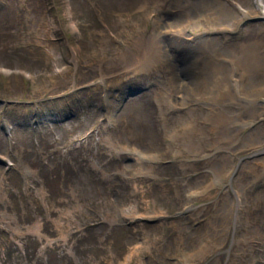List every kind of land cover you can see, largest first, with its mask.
Wrapping results in <instances>:
<instances>
[{"label":"rangeland","instance_id":"obj_1","mask_svg":"<svg viewBox=\"0 0 264 264\" xmlns=\"http://www.w3.org/2000/svg\"><path fill=\"white\" fill-rule=\"evenodd\" d=\"M173 2L0 0V65L9 72L0 71V99L43 100L34 132L31 118L20 119L21 107L7 109L20 159L0 156V264H264V96L252 105L239 102L243 89L234 92L229 82L231 60L252 80L251 89L264 81V18L257 17L264 1L233 0L254 15L225 33L190 31L196 45L184 30L172 34L177 44L158 37L160 17L176 29L196 21L175 19L174 9L215 21L206 27L237 13L223 0ZM214 5L229 15L218 16ZM168 43L166 58L161 47ZM212 62L228 77L216 91L213 81L205 84L213 79ZM164 77L162 86L154 84ZM149 81L153 86L143 90ZM170 83L186 92L200 85L220 106L221 119L207 125L205 101L189 98L194 108L164 117L165 102L156 101ZM67 90L75 94L73 115L64 107ZM58 93L59 105L45 98ZM60 110L64 121L54 123ZM195 118L206 125L167 136ZM219 124L227 125V142L215 133ZM88 131L87 145L73 142ZM4 139L0 124L5 154ZM119 139L139 154L117 155L112 142ZM160 211L168 217H157Z\"/></svg>","mask_w":264,"mask_h":264},{"label":"bare ground","instance_id":"obj_2","mask_svg":"<svg viewBox=\"0 0 264 264\" xmlns=\"http://www.w3.org/2000/svg\"><path fill=\"white\" fill-rule=\"evenodd\" d=\"M214 12L218 15V16H223V15H225V16H228L229 15V13H228V11H229V8H227L226 6H224L223 8L222 7H220V6H218V5H214ZM228 10H227V9ZM230 12V11H229ZM188 18V17H187ZM187 18H182L183 20H187V21H191V19H187ZM212 22H215L213 19H211V20H209V21H207L206 23L208 24V23H212ZM190 23L191 22H188V26L190 25ZM212 25H214V24H212ZM185 27L184 26H177V28L175 29V31H176V33H177V35H181L179 32L180 31H183V29H184ZM163 39V38H162ZM176 37L174 36V35H172L171 36V38H170V40L172 41V42H174V44H177L176 43ZM146 50H148V52H149V48H145ZM210 55H212V54H207L206 56H210ZM213 55H215V56H217V55H219V54H214L213 53ZM161 57H162V55L158 52V54H157V59H160L161 60ZM218 58H219V63L218 64H221V58L219 57V56H217ZM249 57H251L250 55H248L247 57H246V59L247 58H249ZM216 61H217V59H215ZM213 63V65H212V67H211V69H212V71H211V73H212V76H213V79L212 80H209V79H205V84H208L209 82H211V81H213V85H212V87H210V88H213V90H215L216 91V88H223L225 85H226V83H227V75H221L219 72H217L216 71V64H215V62H212ZM255 63H256V61H255ZM111 67H112V65H111ZM113 68V67H112ZM224 96V94L222 93L221 94V97H223Z\"/></svg>","mask_w":264,"mask_h":264}]
</instances>
